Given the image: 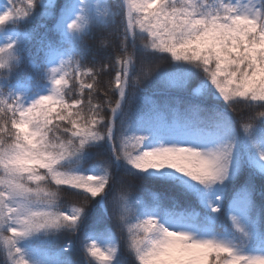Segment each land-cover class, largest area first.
Instances as JSON below:
<instances>
[{
	"label": "snow or ice",
	"instance_id": "6c2138e0",
	"mask_svg": "<svg viewBox=\"0 0 264 264\" xmlns=\"http://www.w3.org/2000/svg\"><path fill=\"white\" fill-rule=\"evenodd\" d=\"M0 264H264V0H4Z\"/></svg>",
	"mask_w": 264,
	"mask_h": 264
},
{
	"label": "trees",
	"instance_id": "16d2710c",
	"mask_svg": "<svg viewBox=\"0 0 264 264\" xmlns=\"http://www.w3.org/2000/svg\"><path fill=\"white\" fill-rule=\"evenodd\" d=\"M4 0H0V6H3Z\"/></svg>",
	"mask_w": 264,
	"mask_h": 264
}]
</instances>
